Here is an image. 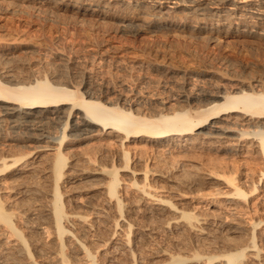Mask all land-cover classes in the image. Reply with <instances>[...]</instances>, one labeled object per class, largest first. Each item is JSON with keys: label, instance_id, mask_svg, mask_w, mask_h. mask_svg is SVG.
<instances>
[{"label": "bare ground", "instance_id": "bare-ground-1", "mask_svg": "<svg viewBox=\"0 0 264 264\" xmlns=\"http://www.w3.org/2000/svg\"><path fill=\"white\" fill-rule=\"evenodd\" d=\"M55 7L80 22L113 17L118 30L134 34L147 27L202 35L225 24L264 41V0H0V15L36 12L46 20ZM117 8L133 14L116 15ZM5 45L0 264H264V76H252L259 84H251L250 75L217 72L226 86L249 87L197 92L184 71L175 80L184 104L158 106L144 102L149 94L141 89L112 95L113 82L97 83L85 69L82 80H63L62 70L40 78L33 68L20 77L6 65L12 45ZM199 93L213 99L192 104ZM74 118L84 131L70 132ZM58 119L61 126L51 130ZM3 123L42 126L47 134L6 135ZM205 126L238 133L215 141L239 164L185 159L204 142ZM258 161L263 167L254 171Z\"/></svg>", "mask_w": 264, "mask_h": 264}, {"label": "rangeland", "instance_id": "rangeland-1", "mask_svg": "<svg viewBox=\"0 0 264 264\" xmlns=\"http://www.w3.org/2000/svg\"><path fill=\"white\" fill-rule=\"evenodd\" d=\"M112 11L116 15H121V13L133 14L132 12L125 13V8H117ZM35 13H29V15L25 12H16L13 17L9 15L5 16L4 14L0 15V44H7L5 46L12 45L10 47L11 53L9 60L6 62V65L9 63V66H14L15 68H13L16 69V74L20 77L35 72L34 74H37V77L41 78L46 71V75H48L49 72L52 74V72L58 71L56 74H59L61 70L63 73L66 70V75L60 72L63 80L67 75H70V78L77 79L78 77L77 80H82L85 69L86 72H89L96 79L95 81L97 83H102V81H104L102 84L113 82L114 84H111L116 86V88L113 89L112 95L115 94L114 92L117 91V88H122V90L133 88L135 91L141 89L140 91L142 92H148V96L144 93L147 98L149 96L151 98L147 99L144 97V102L148 100L147 103L152 102L158 106L164 103L171 106L176 104L175 106H177V104L184 103L178 102L180 100L179 98L177 99L178 83L175 80L181 77L184 71L192 76L190 81L194 84L195 88L197 87V92H200L199 90L202 89L209 92L216 89L227 91L231 89L236 91V88L239 90V88L249 87L245 85L243 87L238 85L239 88L237 86H226L227 84L223 83L224 81L217 75V72H222L226 75H235L236 78H245L250 75L247 81H252L251 84H259L253 81L254 78L252 76H264V41L246 37L240 32L237 33L238 31L231 26L227 28L228 25L226 26L225 24L216 26L219 30L215 27L216 29L212 32H203L204 34L202 33V35L201 33H194V31L190 32L187 28L182 30L175 29L176 31L166 29H161V31H159L160 29H156L153 31L147 27L145 29L142 28L139 33L135 32L136 34H134V31L132 32L131 30H127V32L118 30L117 20L109 16L105 18V22L101 21L102 19L99 20L97 17L96 20L95 16H87L86 19H83L86 24L84 26L83 20L80 22V18H75V15L73 13L71 14L70 11L57 9V7L47 11L48 17L46 20L38 18L37 13L34 15ZM56 15H59L58 19L55 18L58 17ZM71 15H74V17ZM73 18L77 20L75 21ZM37 19H40L42 23L40 21L38 22ZM77 21L79 22L77 23ZM6 22L8 27L5 25ZM110 22L113 24H109ZM114 23L117 24V27ZM114 26L115 28H113ZM115 29L117 30L115 31ZM16 42H20V44ZM22 42L26 45H23ZM96 49H101L104 53H96ZM60 52H64L65 54L61 56L59 54ZM1 56L0 60H3ZM28 68H33L32 70L34 72L32 70L28 72ZM20 70L21 72H17ZM110 77L113 78V80L111 79L112 81L109 80ZM62 78L52 79L50 77L49 80L60 81ZM205 96L199 93V95L191 97L192 104L201 103L206 98L213 99L211 96ZM60 121L58 119L52 122L53 124H50V129L54 130V128L60 127ZM76 122L82 123L79 120L77 121L76 118L72 119L70 132L75 133L77 131L79 133L84 131L83 129L86 128L85 125L77 124ZM3 124L1 127L3 130L5 129L4 132L6 135L8 133L14 135L13 130L16 128L10 127L9 123ZM19 128L16 130L23 131L25 135L32 134L31 136H37L43 132L47 134V128L45 130L42 126ZM237 129L239 130V128ZM200 132L206 134V138L203 140L205 144L201 142L202 144H199V149L184 153L186 155H184L186 158L183 156L185 159L187 157L191 158V160L194 158L193 160L196 161L229 159L235 163H240L237 160H233L231 154L224 151H217L216 146L218 142L215 141V135L228 136V139H225L232 140L238 136L237 132H224L220 129L208 128V126L201 128ZM180 155V153L175 152L173 159L177 160V157ZM251 166L252 169L254 168V171L263 167L259 161ZM187 169L189 170V168Z\"/></svg>", "mask_w": 264, "mask_h": 264}]
</instances>
